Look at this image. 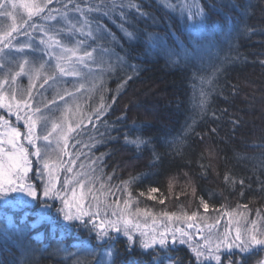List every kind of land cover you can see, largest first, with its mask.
Instances as JSON below:
<instances>
[{
    "label": "trees",
    "instance_id": "1",
    "mask_svg": "<svg viewBox=\"0 0 264 264\" xmlns=\"http://www.w3.org/2000/svg\"><path fill=\"white\" fill-rule=\"evenodd\" d=\"M100 2L73 0L68 4L67 13L71 18L74 13L81 19L80 13L75 11L77 4L86 9ZM123 2L127 3V0ZM133 2L148 13L140 17L135 9H125L128 13L125 27L133 31L136 38L129 41L116 24L101 18L102 23L120 38V44L109 43L108 39L99 44L115 48L120 55L127 53L128 64L135 65L136 71L133 73L127 66L123 69L118 67L115 72L105 71L104 90L99 89L97 93L92 92L86 97L83 114L92 115L101 96L110 107L99 120L95 115H92L91 123L85 120L86 131L83 128L77 130L81 133L79 136L75 132L71 134L73 138L68 141V153H83L73 166L74 172L81 171V163L86 170L90 159L95 160L104 153L103 161H98L102 172H97V175L101 180L96 183L92 194L102 203L126 198L125 193L116 189L122 187V181L135 178L129 188L138 206L154 214L162 211L178 214L181 210L189 214L199 211L203 219L195 222L197 228L215 225L211 229L214 232L216 228L229 226L228 217L222 215L223 211L235 209L237 204H248L247 220L264 224V191L259 183L264 180V169L259 168L255 159H250L264 157V64L261 63L264 61V0H198L207 13V24L218 29L213 51H218L219 55L211 62L205 57L203 63L181 61L179 64L170 62L166 49H179L181 43L191 49L194 41L207 43L210 39H197L188 30L187 16H182L180 12L185 0H179L178 4L168 0L174 8L167 7L164 0ZM187 2L191 3V0ZM65 3L67 0H55L48 7L64 12ZM119 10L117 4V13ZM46 13L47 9L42 15ZM97 15L93 12L89 18ZM33 18L34 22L40 20V17ZM114 18L120 23L118 15L114 14ZM225 26L233 29L231 38L221 34ZM149 34L159 38V46L153 48L149 45ZM72 38L84 39L78 34ZM88 44L98 46L91 39ZM225 57L229 59L212 84H202L200 79L193 76L197 69L202 70L199 75H210V63L219 64ZM126 75H132V79L117 92L118 84ZM201 88L210 92L208 112L203 117L197 108ZM194 119L197 121L194 131L185 134L186 126ZM237 119L239 123L234 124L233 121ZM213 128L215 132L211 131ZM126 134L129 138L141 136L148 143L137 149L135 145L125 143ZM181 137L182 145L173 146L170 143ZM93 143L92 147L85 146ZM153 150L159 154L158 159L154 158ZM69 158L70 155L61 158L64 167L68 166ZM254 165H257L255 171ZM60 171L62 183L71 174L63 169ZM226 173L235 178V185L225 182ZM108 176L112 177L111 181L107 180ZM241 179L245 181L244 185L239 183ZM101 182L113 185V194L104 192L100 187ZM151 187L159 189L155 194L156 199L148 198L147 191ZM141 192L145 193L142 197L139 195ZM92 195L88 196L85 209L88 204L95 203ZM200 198L209 203L208 213L199 207ZM160 199H164L163 204L159 203ZM39 201L40 196L37 197V203L23 208L0 205V237L9 219L20 229L19 233L13 229L10 240L0 238V264H78V260L85 259L76 247L82 240H89L98 252L103 250L99 246L100 242L95 240V234H89L82 227L62 230L61 226L68 222L63 221L55 211L56 207H60L59 200L44 199L53 204V208L44 212L48 219L42 220L38 212ZM213 209L221 211L218 213ZM257 212L260 213L259 217ZM36 218L38 222H33ZM145 219L140 218L142 225ZM217 219H220L219 224H215ZM147 221L149 223L151 218H147ZM180 222L187 227L188 222L176 220L170 223V227L175 228ZM240 224L244 226V221ZM111 235L116 237L111 242L116 251V264H153L152 257L138 246H134L131 253L127 252L126 237L122 234ZM136 239H139L138 234ZM57 245L67 251L57 253ZM169 248L167 253H161L164 258L160 264H165L170 254L176 255L175 260H179V264H215L214 261L202 258L198 261L188 244L177 242L173 248L169 244ZM221 255L224 258L223 264H228V254L222 250ZM233 255L239 258L235 249ZM86 259L95 264L92 257ZM257 260L264 261V249H255L246 258V264H255Z\"/></svg>",
    "mask_w": 264,
    "mask_h": 264
},
{
    "label": "snow or ice",
    "instance_id": "2",
    "mask_svg": "<svg viewBox=\"0 0 264 264\" xmlns=\"http://www.w3.org/2000/svg\"><path fill=\"white\" fill-rule=\"evenodd\" d=\"M8 2H11L13 9L22 7L27 13V20H24L19 25L14 22L0 36V72L3 73L0 76V109H3L6 113V115L0 114V128L3 129V132L0 133V197H7L9 193L24 194L13 199H4L3 203L5 206L23 208L37 201L38 185L28 182V174L33 170L32 157H36L42 165L37 169L38 177L43 178L45 175L47 176L46 183L43 186V197L50 201L59 200L62 205L55 208L56 213L62 216L63 221L68 222L61 226L62 230L68 231L72 228L79 229L82 227L89 234L94 233L95 240L100 242L99 246L103 248V251L98 252L96 247L91 246L89 240L80 241L76 246L77 251L85 259L83 261L78 260V264H91L86 259L89 256L95 259V264H116V251L111 243L116 237L111 235V233H119L126 237L125 250L127 252L131 253L134 250V246H138L139 249L147 252L152 257L153 264H160L164 258L161 253H167L170 250L169 240H171L173 245L177 242L188 244L198 261L203 258L205 261H214L215 264H223L222 249L228 254L226 257L228 264H246V258L251 256L255 249H264V230L257 227L256 221L247 220L248 204H237L235 209L223 211L222 215L228 217L229 225L235 224L234 228L226 227L222 234H213L211 229L215 225H208L209 235L203 237V244H193L191 232L185 230L183 227L172 228L169 224H165L164 221L167 220L169 223L173 220L188 222L187 229H193L196 227L195 222L203 219L199 211H192L190 214L184 210H181L179 214L177 212L162 211L154 214L147 209H141L138 206V201L133 196V192L129 188V185L135 178L122 181V187L116 189V191L125 193L126 198H118L102 203L95 195H92L96 183L101 180V177L97 175V172H102L98 161L102 162L105 154L101 153L95 160L90 159L86 170L85 165L81 163L79 165L81 171L74 172L73 166L76 165V161L79 160L83 153L76 152L69 154L67 150L69 147L68 141L73 138L71 134L75 132L79 136L81 133L77 130L83 128L86 131V127H84L85 120L91 123L92 115H95V118L99 120L106 109L110 107L109 104L104 102L103 96L100 97L98 106L92 110V115H87L82 113L79 105L72 108L65 100V96L73 97L74 92H70L67 89L57 92L52 100L43 104V108L47 109L50 113L52 109L48 105L55 104L58 98L65 102L66 107L64 111L67 115L59 123L53 122L51 128H49V116L42 111L39 103L33 107L34 93L32 89L35 86L33 82L39 79L41 75L44 76L43 84H47L49 80L56 83L58 79L57 74L60 77L72 76L86 79L88 75H92L91 65L106 64L101 74L94 76L89 89L90 91H95L99 87L103 91L105 85L103 71L115 72L118 67L123 69L127 66L135 73L136 66L128 64L127 53L120 55L115 51V48L104 47L99 42L108 39L109 43L120 44V38L107 25L102 23L101 18H107L113 24H116L119 31L129 41L136 38V34L125 27L128 16L125 9H135L137 15L140 17L147 16L148 13L144 12L139 4L134 3L133 0H127V3H124L123 0H101L100 4L86 9H82L77 4L75 11L79 12L81 16V19L77 22L79 27H77V23L69 22L67 29H65L56 28L53 24L42 26L31 21L33 17H40L46 24L50 21H57L59 23L58 17L66 20L68 16V4H71L73 0H67V3L63 5L65 8L64 12H61L57 8H49L48 5L52 3V0H31V2L20 0L19 5L15 0H6V3ZM164 3L167 7L174 8L173 5L168 3V0H164ZM117 4L120 7L118 13ZM3 8H5V4H0V9ZM45 9H47V15H42ZM93 12L98 15L90 19L89 16ZM180 12L182 16L186 14V26L197 39L203 40L205 37H209L210 39H208L207 43H196L194 41L191 49L185 47L182 43L179 49H166V55L169 57L170 62L173 64H179L181 61L185 63L200 61L203 63L205 57L208 58L209 62L214 57H218L219 52L213 51L215 47L214 37L218 29L216 26H209L207 24V13L198 3V0H191V3L185 0V3L180 7ZM114 14L118 15L120 23H117ZM0 15L10 16L13 21L16 19L12 12L4 11L0 12ZM245 30L247 29L245 28ZM13 33L16 35H13ZM33 33L40 34L39 44L35 43ZM62 33H65L63 37H61ZM76 33H79L84 39L76 40L69 46V43L65 41L71 37H75ZM221 34L225 38H231L233 29L225 26ZM19 35H23L27 39L20 42L17 40V36ZM89 39L97 42L98 46L93 47L89 45ZM148 41L149 45L153 48L159 46L158 37H153L149 34ZM40 45H43V47L41 48ZM90 47L92 51L88 50ZM26 49L31 50L32 53L43 52L49 60L41 63L39 68H35L30 65L27 59ZM16 53L24 54V58L23 62L17 65L19 70L13 71L11 65L15 62L14 56ZM97 56L99 59H97ZM104 57L114 59H112L111 63H108ZM228 59V57H225L219 64L210 63L212 67L210 75H199V72L202 70L197 69L193 72V76L200 79L202 84H212L217 74L223 71V65ZM50 61H55L54 65ZM261 63L264 64V61H261ZM45 64L49 68H52L50 74L44 72ZM26 66H28L27 71L25 70ZM193 66L195 67V64ZM81 68H87L89 70L88 73H82ZM21 76H27L29 79V85L26 89L17 85V79ZM131 79L132 75H126L121 83L118 84L116 91L119 92ZM43 84L40 86L43 87ZM82 88H84V84H80L74 91L80 92ZM209 96L210 92L201 88L197 108L202 117L207 115ZM113 101H115V97H113ZM78 114L79 118L73 125L71 118ZM11 117H15L17 122L23 121V128L25 129L23 133L20 127L12 123ZM196 123L197 121L194 119L191 124H188L185 128V134L193 132ZM233 123H239V120H234ZM38 125H41L39 134L37 132ZM211 131L215 132L216 129L213 128ZM54 134L57 144V149L54 150L55 160H53V155L49 153L51 138ZM196 135L201 134L196 133ZM90 139L94 140V138ZM124 139L125 143L135 145L137 149L141 145L148 143L141 136L129 138L126 134ZM40 140L46 143L40 145L37 143ZM25 143L31 146V150L25 146ZM77 143H80V141L77 140ZM170 143L173 146L182 145L183 137L173 139ZM85 146L92 147L94 143ZM177 151H179V147H177ZM62 155H70L67 167H64V162L61 160ZM153 156L156 159L159 158V154L155 150H153ZM250 159H255L259 168L264 169V157ZM257 165H254L253 171L256 170ZM61 169L71 174L62 183L57 174ZM111 179V176L107 177L108 181H111ZM224 180L226 183L233 185L236 183L235 178L227 173L224 176ZM239 183L244 185L245 181L241 179ZM259 183L261 190L264 191V180L259 181ZM58 184L60 185L59 187ZM100 187L108 195L113 194V185L101 182ZM158 192L159 189L156 187L149 188L147 191L148 198L156 199L155 194ZM89 195H92V200L95 203L88 204L87 209H85ZM139 195L142 197L145 193L141 192ZM241 195H243V192H241ZM25 196L32 199H25ZM39 203H41L42 208L45 210L53 208V204L46 201H39ZM159 203L163 204L164 199H160ZM199 207L205 213L209 212L210 205L204 198H200ZM241 208L243 211H239ZM213 210L218 213L221 211L220 209ZM257 216H260L259 212H257ZM141 217L146 218L143 225L140 223ZM147 218H151V226L147 222ZM41 219L47 220L48 217L42 212ZM77 221L79 222L78 224L74 223ZM241 221H244L243 227H241ZM219 223L220 219H217L215 224ZM249 224L251 225L250 227L248 226ZM13 229H15L16 233L20 232V229L16 228L12 220L9 219L3 227L2 237L0 238L5 241L10 240L12 238L10 233H12ZM196 230L197 232L202 231L200 228H196ZM137 234L139 239H136ZM234 249L239 255L238 259L234 258ZM55 251L59 253L67 251V249L57 245ZM167 264H175V262L168 259ZM255 264H264V261L257 260Z\"/></svg>",
    "mask_w": 264,
    "mask_h": 264
},
{
    "label": "rangeland",
    "instance_id": "3",
    "mask_svg": "<svg viewBox=\"0 0 264 264\" xmlns=\"http://www.w3.org/2000/svg\"><path fill=\"white\" fill-rule=\"evenodd\" d=\"M52 1L54 2L55 0H52ZM171 1H173V4H175L179 0H175V1L171 0ZM15 2L19 5L20 0H15ZM28 2H31V0H28ZM0 4H5V8L0 9V12H4V11L12 12L13 15L16 17L15 21H13L12 17H10V16L0 15V36H2L4 31L8 30L9 26L12 25L14 22L17 25H19V24H22L24 20H27V13L25 12V10L22 7H17L16 9H13L11 7V2L6 3V0H0ZM46 15H47V13H46ZM34 19L35 18H32L31 22H34L33 21ZM57 20H59V23H57V21H50V22H47V24H46V22L44 20H42V19H40L38 22H35V23H37L39 25H42V26H48V24H53V25L56 26V28H65V29H67L69 22L77 23L80 19L76 16V14L73 13V18H71L70 15L68 14L66 20L65 19H61L60 17H58ZM77 27H79L78 23H77ZM76 34L80 35L79 33H76ZM13 35H16V34L13 33ZM64 35L65 34H61V37H63ZM33 37H34L35 43L39 44V40L41 38L40 34L39 33H33ZM26 39L27 38L25 36H23V35L17 36V40L20 41V42H23ZM75 41L76 40H74L72 38L70 40H66L65 42L69 43V46H71V44L74 43ZM14 43H15V41H14ZM40 47L42 48L43 45H40ZM88 50L92 51V48H89ZM25 52L27 53V59L29 60L30 65L34 66L35 68H39L41 63L49 60V58L46 55H44L43 52L32 53L31 50H29V49H26ZM94 55H96V53H94ZM23 58H24V54H21V53H16L15 54V56H14L15 62L11 65V68H12L13 71H18L19 70L17 65L19 63L23 62ZM97 59H99L98 56H97ZM104 59H105L106 62L111 63V60L114 59V58L110 59L108 57H104ZM50 63L52 65H54L55 61H50ZM104 67H106V64L105 65H97V64L91 65L92 75H88L86 79H80L78 77H72V76L60 77L57 74L58 79H57L56 83H53L51 80H49V82L47 84H43V79H44L43 75H41V77L39 79H37V80H35L33 82L34 85H35L33 87V89H32V91L34 93V99L32 101L33 107L37 106V104L39 103V106L41 107L42 111H44L49 116V128H51L53 122L59 123L61 121V119L65 115H67L65 113V111H64L65 107H66L65 106V102L61 101V100H59L57 98L55 104H49L48 105V107L52 109V111L50 113L47 111V109L43 108V104L47 103L50 100H52V98L54 96H56L57 92L62 91L64 89H67L70 92H74V96L73 97L65 96V100L68 102V105L71 106L72 108H75L76 105H79V107H80V109L82 110V113H83L84 112L83 106H84V103L86 102L85 101L86 97L92 92L97 93V91L100 89L98 87V88H96L95 91H90L89 90L90 87H91V83H92V81L94 79V76L100 75L101 72H102V69ZM25 70L26 71L28 70V66H26ZM88 71L89 70L87 68H81V72L82 73H88ZM44 72L50 74L52 72V68H49L48 65L45 64ZM104 72L105 71H103L102 74H104ZM2 75H3V73L0 72V76H2ZM41 84H43V87L40 86ZM80 84H84V88H82L80 90V92H75L74 91L75 88L79 87ZM17 85L26 89L28 87V85H29L28 77L27 76L19 77L17 79ZM0 114L6 115V113H5V111L3 109H0ZM78 118H79V114L76 115V116H73L71 118V122L73 123V125L75 124V122H76V120ZM11 121H12V123L14 125L20 127V130L23 133V131L25 130L23 128V121L17 122L15 120V117H11ZM40 129H41V125H38L37 126L38 134L40 133ZM2 132H3V129L0 128V133H2ZM37 143L40 144V145H43L46 142L43 141V140H40ZM25 146L29 147L30 150H31V146H28L26 143H25ZM56 149H57V144H56V138H55V134H54L53 137L51 138V144L49 146V153L53 155V160H55V158H56L55 157V151H54ZM63 156L64 155H62L61 158H63ZM32 160H33V164H32V169L33 170L30 171L29 174H28V182L29 183H33L34 185H38L37 197L40 196L41 201H44V199L47 200V198L43 197L42 193H43L44 183H46V180H47V176L45 175L43 178L38 177L37 169H39L42 165H41V163L39 162V160L36 157H32ZM60 172L61 171H59L57 174L60 175ZM23 195H24L23 193H9L7 197H0V205H2V204L4 205V203H3L4 199H13L14 197L23 196ZM69 195H70V193H69ZM25 199L31 200L32 198L25 196ZM34 203H37V202L34 201L31 204H34ZM39 204H40V207H39L38 212L41 215V213L42 212L43 213L46 212V210L42 208L41 203H39ZM61 206L62 205L60 204V207ZM61 218H62V216H61ZM236 219H238V218H236ZM38 220L39 219L36 218V221H33V222H38ZM141 222L142 221L140 220V223ZM164 222H165V224H169V226H170L171 222L169 223L167 220H165ZM179 224L180 225L177 226V227L186 228L187 231L192 233V243L193 244H196V243L203 244V242H204L203 237H207L209 235V230H208V227H207L208 225H205V227L202 225L203 227L201 226V228H200L202 231L197 232V230H196L197 226L194 227L193 229H187V227L182 225V222H180ZM149 225L151 226V221L149 222ZM186 225H187V223H186ZM222 225H219L218 227H221ZM250 226L251 225L249 224V227ZM227 227L234 228L235 224L229 225ZM241 227H243V226L241 225ZM257 227L262 229V230H264V224H262V222H260V223L257 222ZM225 228H226V226L222 227V228H216L215 231L212 232V233L213 234H215V233L222 234L224 232ZM233 235H234V233H233ZM199 240H200V242H199ZM170 242H171V240H169V244H170ZM208 261H210V260H208ZM165 264H167V263H165Z\"/></svg>",
    "mask_w": 264,
    "mask_h": 264
},
{
    "label": "flooded vegetation",
    "instance_id": "4",
    "mask_svg": "<svg viewBox=\"0 0 264 264\" xmlns=\"http://www.w3.org/2000/svg\"><path fill=\"white\" fill-rule=\"evenodd\" d=\"M170 245L173 248V244L171 242H170ZM168 257H169V259L173 260L175 262V264H179V260H175L176 255L170 254ZM165 263H167V261Z\"/></svg>",
    "mask_w": 264,
    "mask_h": 264
}]
</instances>
